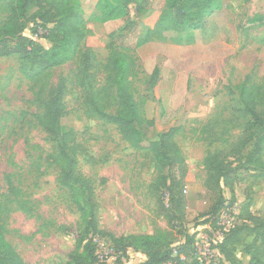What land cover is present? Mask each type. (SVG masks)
<instances>
[{"label":"rangeland","instance_id":"1","mask_svg":"<svg viewBox=\"0 0 264 264\" xmlns=\"http://www.w3.org/2000/svg\"><path fill=\"white\" fill-rule=\"evenodd\" d=\"M100 2L79 0L86 36L65 64L31 79L21 72L18 57H0V224L26 264H65L84 231L79 207H87L85 190L63 183L61 166L54 162L63 150L75 162L76 175L88 179L94 190L102 231L95 241L105 264H118L111 235L166 238L171 232L167 216L171 207L152 156L123 140L117 126L96 111L113 113L118 108L109 65L121 49L109 34L126 24L122 19L100 22ZM164 6V0H149L147 11L137 16L132 3L131 17L142 25L153 23ZM34 11H28L25 34L50 48L48 39L33 34L35 24L41 23ZM7 19L0 0V25ZM191 34L192 44L153 40L130 51L137 59L131 92L142 117L152 121L144 126L149 140L179 129L174 141L188 174L181 188L186 215L176 227L194 235L198 257L205 264H226L217 248L222 239L219 227L225 231L241 221L246 206L264 216V170L246 164L244 155L252 150L255 137L243 145L250 137L246 128L250 118L240 112L245 107L240 98L245 84L264 101V0H224L222 9L206 18L204 29ZM86 52L91 57L88 67ZM156 67L160 72L153 80ZM60 82L66 86L63 139L54 145L38 125L35 95ZM214 153L237 168L233 187L220 191L206 184L205 159ZM219 192L226 202L218 223H203ZM160 199L166 209L160 207ZM252 243L253 236L244 237L235 248L243 264L250 261L245 249ZM261 255L264 260V249ZM144 260L132 251L122 264Z\"/></svg>","mask_w":264,"mask_h":264},{"label":"trees","instance_id":"2","mask_svg":"<svg viewBox=\"0 0 264 264\" xmlns=\"http://www.w3.org/2000/svg\"><path fill=\"white\" fill-rule=\"evenodd\" d=\"M6 5L8 19L0 25V57H18L20 70L28 78H39L43 73L68 62L82 46L86 36L85 19L80 9L79 0H2ZM149 0H101L98 8L101 10L100 22L125 20L121 30L109 34L112 42L121 49L112 59L109 71L112 83L116 87L118 108L113 113H107L99 108L98 115L109 123L117 126L123 140L135 149L145 151L152 156L159 174V180L166 189L170 209L167 216L171 223V232L166 238L153 234H130L127 236L110 237L111 248L115 260L129 257V251L143 254L146 259L139 264H205L198 257L194 235L178 229L177 222L184 218L186 200L181 194L188 174V166L179 145L174 141L178 128H171L161 134L158 140L147 138L146 127L152 121L145 120L131 92V79L135 75L137 59L130 51L153 41H171L175 44H192L195 42L193 31L205 27L206 18L222 9L224 0H164L165 6L158 11L153 23L141 24V20L131 17L130 5L136 4V15L147 11ZM35 9L34 17L41 23L35 24L33 34L48 39L52 46L44 47L36 39L25 34L28 26V11ZM142 25V26H141ZM45 33L39 34V30ZM134 39V44L129 40ZM85 64L91 62L89 52L85 55ZM160 68L156 67L152 79L159 76ZM66 86L60 82L47 93L37 92L36 103L40 112L37 122L46 134L47 140L57 145L63 139L62 119L65 114ZM241 101L244 109L242 116L249 117L246 128L250 137L245 144L253 141V148L244 155L246 164L264 170V104L256 90L243 85ZM54 162L61 166L60 179L63 183L81 186L85 190L87 207L79 210L85 220L84 231L76 241V248L69 254L65 264H105L97 252L96 237L102 231L99 228L98 207L94 198V190L88 179L75 173V162L68 156L66 150L57 152ZM207 171L206 184L221 191L223 186L233 187L236 167L225 162L217 153L208 155L205 159ZM167 170V171H166ZM160 207L166 209L164 200L160 199ZM234 198H232V203ZM226 198L219 192L218 200L212 207L208 218L203 223L216 225ZM239 222L227 230L221 231L222 239L217 244L219 252L226 264H243L235 254V248L244 237L253 236V243L246 247L250 255L248 264H264L261 250L264 249V216H257L246 206L241 211ZM177 228V229H176ZM259 242V243H258ZM0 264H26L13 245L6 238L3 225L0 224Z\"/></svg>","mask_w":264,"mask_h":264},{"label":"crops","instance_id":"3","mask_svg":"<svg viewBox=\"0 0 264 264\" xmlns=\"http://www.w3.org/2000/svg\"><path fill=\"white\" fill-rule=\"evenodd\" d=\"M132 252V250H130L129 251V254ZM133 252H135V251H133ZM136 253H139V252H136ZM139 254H141V253H139ZM142 256H143V258H145L146 259V257L142 254ZM145 261V260H144Z\"/></svg>","mask_w":264,"mask_h":264}]
</instances>
